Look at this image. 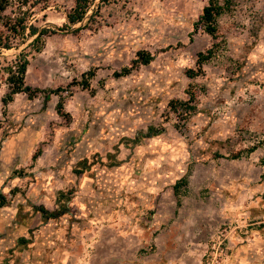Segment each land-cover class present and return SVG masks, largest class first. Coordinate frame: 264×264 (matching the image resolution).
Here are the masks:
<instances>
[{"label":"rangeland","instance_id":"rangeland-1","mask_svg":"<svg viewBox=\"0 0 264 264\" xmlns=\"http://www.w3.org/2000/svg\"><path fill=\"white\" fill-rule=\"evenodd\" d=\"M206 4L117 0L0 50V264H264V0H235L214 39ZM48 5L31 23L62 27L72 0ZM21 55L27 85L62 90L4 106Z\"/></svg>","mask_w":264,"mask_h":264},{"label":"trees","instance_id":"trees-1","mask_svg":"<svg viewBox=\"0 0 264 264\" xmlns=\"http://www.w3.org/2000/svg\"><path fill=\"white\" fill-rule=\"evenodd\" d=\"M115 1L117 0H98L96 10L89 16L88 23L84 27L74 28L87 18L88 13L95 5L96 0H72V7L69 11L64 13L65 23L62 27L58 29H40L31 23V20L33 19V11L36 7H40L41 9L48 8L49 0H0V50L11 49L15 40L25 42L27 39L32 38L30 44L35 51L39 52L43 46L44 36L55 34L58 31H70L76 35L79 34V31L82 28L90 29L91 24H97V18L101 16V7L109 5ZM234 2L235 0H207L206 6L202 9V13L199 15L198 20L194 23V30L197 31L198 29H202L207 35L214 39L217 33L218 18L229 12ZM215 46L216 45H213L206 52H200L197 54L196 65L198 68L196 70L188 69L185 72L187 77L194 78L202 73L201 66L213 57ZM152 60L153 55L148 51H138L130 65L123 67L120 71H115L113 76L115 78L127 76L133 69L140 65H148ZM27 66V58L21 55L17 58L14 65L5 68L7 73L6 83L8 91L1 100L4 106L13 101V97L17 94H25L28 99H34L39 93L57 94L62 90L60 88L55 90H41L27 85L25 83ZM94 76V69L83 73L82 80L78 85L81 86L82 89H89L90 81ZM190 97H192V94ZM63 104L62 98L60 97V101L56 107L57 113L62 114ZM191 108L193 107H187V109ZM254 150L255 147H251L247 149V152L251 153ZM239 158H241L240 153L231 156V159Z\"/></svg>","mask_w":264,"mask_h":264}]
</instances>
